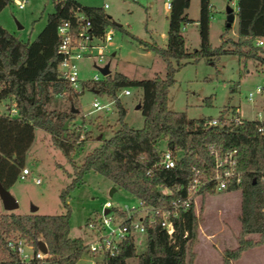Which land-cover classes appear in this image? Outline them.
I'll return each instance as SVG.
<instances>
[{"label":"trees","instance_id":"obj_1","mask_svg":"<svg viewBox=\"0 0 264 264\" xmlns=\"http://www.w3.org/2000/svg\"><path fill=\"white\" fill-rule=\"evenodd\" d=\"M10 2L12 0H0V11ZM51 3L52 12L47 14L43 27L30 41L18 40L0 25V101L10 98L16 109L14 117L0 111V184L5 189L15 182L24 167L35 128L48 133L51 146L58 149L69 163L70 153L79 148V141L83 140V137L79 139V132L74 134L67 127L62 129L64 121L68 123L75 117L70 107L66 111L47 107L52 96L63 90L78 95L57 77L56 27L64 20L72 22L69 10L78 8L90 21L96 36H101L108 27L121 30L101 7L84 6L75 0H51ZM188 4L189 0H170L164 47L129 34L137 44L163 60V77L130 79L113 72L90 84L97 94L113 100L118 126L84 156L82 163L75 167L76 176L59 197L63 200L82 172L92 171L145 205H168L183 195V186L192 176L193 167L210 165L207 144L235 147L238 168L243 175L241 182L229 186L227 191L240 190V229L234 248L221 251V264H230L243 251L264 241V94L261 121L243 120L239 124L209 128L201 126L205 120L203 117L189 119L184 112L168 109L166 98L177 69L199 58L211 60L222 54L236 56L243 65L248 60L256 62L264 89V0H236L235 38L221 39L214 48L208 41L209 0H199L196 20L199 44L191 51L186 50L180 31L181 25L192 21L184 12ZM229 27L224 26L225 31ZM256 38L262 39L261 46L254 45ZM228 43L229 47L226 46ZM124 88L140 91L139 111L143 118L140 128H132L123 121L125 109L117 93ZM205 104H210V97L206 98ZM72 107L77 109L74 104ZM225 111L221 110L218 117ZM258 127L261 131L257 130ZM87 136L84 134L85 138ZM165 149L175 158L173 167L168 169L155 165ZM161 188L170 190V193L163 194ZM68 218L67 210L56 215L0 213V264H18L16 255L5 245L8 238H19L32 245L40 239L51 256V264H76L84 245L80 238L68 237ZM198 221L191 206L172 218L170 237L158 222L147 224L143 250L136 253L132 239L128 238L120 245L111 264H125L132 257L136 258V264H191ZM251 233L257 234L256 240L246 237Z\"/></svg>","mask_w":264,"mask_h":264},{"label":"rangeland","instance_id":"obj_2","mask_svg":"<svg viewBox=\"0 0 264 264\" xmlns=\"http://www.w3.org/2000/svg\"><path fill=\"white\" fill-rule=\"evenodd\" d=\"M75 1L92 7H101L102 3L106 2L107 8L103 9L104 13L121 28L119 30L108 27L112 31V36L104 53L109 74L118 72L130 79L164 76L163 60L129 36L131 34L146 42H155L159 46L164 44L168 12L163 7L164 0ZM209 4L211 8L208 18V41L210 47L214 48L219 45L221 39L235 38L234 22L228 30L225 31L224 28L225 12L227 9L234 10L235 2L209 0ZM198 7L199 0H189L186 13L190 19L197 18ZM51 12V0H24L21 9L10 2L0 11V25L18 40L30 41L43 27L47 14ZM182 34L186 50L198 48L199 39L195 25H187ZM229 45L228 43L226 46ZM78 67L79 74L83 78L95 73L87 60L80 61ZM173 79L174 82L167 92V108L184 112L189 119L215 118L221 110L228 111L233 107L239 109L242 117L252 118L262 108L259 95L255 94L252 102L245 99L247 92L263 83L260 67L254 61L248 60L243 65L236 56L230 54L218 55L211 60L203 57L196 62H188L181 66L174 72ZM126 89L129 90L128 95H123L121 90L117 93V98L125 109L123 121L132 128H140L143 121L139 111L140 91L137 88ZM209 97L210 104L207 105L205 100ZM94 98L101 104L111 99L96 95L89 88L78 95L63 90L60 94L52 96L47 105L50 109L66 111L70 105L76 106L75 117L67 123V128L74 134L79 132L83 140L79 141V148L70 153L69 163L58 149L51 146L48 133L35 128L33 141L26 151L23 165L29 170V175L24 179L17 178L7 188V192L17 202V207L10 211L14 214H28L32 206L36 208L34 214L38 215H56L67 210L68 237L80 238L83 245L90 239L85 224L88 219L100 212L104 201H110L113 206L121 209L135 203L134 197L128 192L113 186L108 179L92 171L82 172L75 185L64 195L63 200L59 197L60 192L76 176L75 167L82 163L84 156L99 146L101 140L109 137L118 126L113 103L110 104L108 111H92L91 102ZM10 101H12L10 98L1 100L0 111H4ZM84 134L88 136L85 138ZM36 179L38 182H35ZM111 188H114V191L109 194ZM192 209L199 221L197 242L192 247L194 257L191 264H221V251L234 248L235 237L240 229L238 219L240 190L202 195L196 199ZM0 213H8L4 211L1 200ZM246 237L256 240L257 234L251 233ZM143 241L144 235L138 233L135 238L136 253L143 250L140 246ZM263 244L264 241L254 247ZM248 257H251L250 260H263L264 247L253 251V254L243 255L241 262ZM88 259L89 255L83 251L76 264H87ZM125 264H136V258L127 259ZM260 264H264V260Z\"/></svg>","mask_w":264,"mask_h":264},{"label":"built area","instance_id":"obj_3","mask_svg":"<svg viewBox=\"0 0 264 264\" xmlns=\"http://www.w3.org/2000/svg\"><path fill=\"white\" fill-rule=\"evenodd\" d=\"M131 1L151 2L153 0ZM12 2L18 9H21L24 0H12ZM163 7L166 11H169L170 0H164ZM101 8H107V3L103 2ZM236 10L235 3L232 12L235 13ZM69 11L73 19L72 22L64 20L56 27V53L59 57L56 65L57 77L66 82L70 90L77 94L86 88L94 93L90 84L102 80L105 76L101 74L100 68L107 63L105 62L104 52L110 43L112 31L106 28L101 36H96L91 30L90 21L78 8H70ZM254 45L261 46L262 39L256 38ZM85 60L95 70V73L88 78H83L79 74V62ZM121 93L128 95L129 90L126 88L121 89ZM94 94L97 95V92ZM255 94L260 96L262 102L263 85H257L254 90L247 92L245 99L252 102ZM111 103H113L112 99H108L104 104H101L94 98L91 102L92 111H108ZM3 113L9 117H14L16 115L15 103L10 101ZM262 116V110L260 109L252 118H244L241 116L239 109L233 107L222 113L220 117L217 115L215 118L205 119L201 126L209 128L230 126L231 123L239 124L243 120L261 121ZM257 130L261 131V128L258 127ZM79 138H82V136L79 135ZM206 149L211 161L210 165H203L202 168L193 167L192 176L183 186V195L171 200L168 205H145L134 198L135 203L133 205L121 209L113 206L110 201H104L100 212L85 224L90 238L84 245V251L89 255L87 264H111V259L118 254L120 245L126 239H132L135 247L136 235L142 233L145 236V225L147 224L158 222L159 227L170 237L173 233L172 218L177 217L180 211L193 207L196 199L202 195L227 191L231 185L237 186L241 182L243 171L238 168L236 148L209 143L206 145ZM174 161L175 158L171 152L165 149L155 165L168 169L173 167ZM27 175H29V170L24 166L20 169L17 178L24 179ZM35 182H38V180L36 179ZM160 190L163 194L170 193V190L166 188ZM38 241L41 240L36 239L32 245L19 238H8L5 245L16 255L18 264H51V256L48 254L47 248L46 252L39 250L37 247Z\"/></svg>","mask_w":264,"mask_h":264},{"label":"water","instance_id":"obj_4","mask_svg":"<svg viewBox=\"0 0 264 264\" xmlns=\"http://www.w3.org/2000/svg\"><path fill=\"white\" fill-rule=\"evenodd\" d=\"M233 19H234V13L232 12V9H227L225 12V25L224 26L229 27ZM100 72L102 75H105V76L109 74L108 63H106L102 68H100ZM94 93H96V90H94ZM70 110L73 113H76L77 111V109H74L72 105H70ZM66 127H67V120L64 121L62 125V129H65ZM112 191H114V188L110 189L109 194H111ZM0 200H1L4 211L10 212L17 207V202L15 201V199L7 192V189L1 186V184H0ZM35 210L36 208L32 206L30 208V213H34ZM37 247L42 252H46V247L42 241L37 242Z\"/></svg>","mask_w":264,"mask_h":264},{"label":"crops","instance_id":"obj_5","mask_svg":"<svg viewBox=\"0 0 264 264\" xmlns=\"http://www.w3.org/2000/svg\"><path fill=\"white\" fill-rule=\"evenodd\" d=\"M233 2L236 3V0H233ZM188 5H189V4H188ZM210 8H211V5L209 4V10H210ZM184 12H185L186 17H187L188 19H190V18L187 16L186 9L184 10ZM167 14H168V12H167ZM166 16H167V15H166ZM109 17H110V16H109ZM197 18H198V16H197ZM197 18H196V19H190V20H192L191 22L184 23L183 25H181V28H180L181 34H182V31L185 30V27H186L187 25L193 24V25H195V27H196V29H197V35H198V27H197V22H196ZM110 20L112 21L111 17H110ZM166 22H167V21H166ZM232 22L235 23V13H234V19H233ZM231 24H232V23H231ZM230 26H231V25H230ZM166 29H167V23H166ZM235 29H236V25H234V30H233V31H234V34H235ZM220 35H221V34H220ZM220 35H219V36H220ZM182 36H183V34H182ZM164 39H165L164 44H163L161 47H164V46H165V43H166V31H165V34H164ZM183 39H184V36H183ZM184 46H185V43H184ZM185 48H186V47H185ZM233 191H235V190H231V191H229V192H233ZM141 246H143V245H141ZM263 247H264V244L261 245V246L254 247V248H251V249H248V250L243 251V252L240 254L239 258H238L237 260L230 261V264H260L264 259H263V260H260V261H255V260H253V259L250 260L251 257H248L247 260H244V262H241V257H242L243 255L247 254V253H252V254H253V251H256V250L261 249V248H263ZM220 259H221V258H220ZM125 262H126V261H125Z\"/></svg>","mask_w":264,"mask_h":264}]
</instances>
